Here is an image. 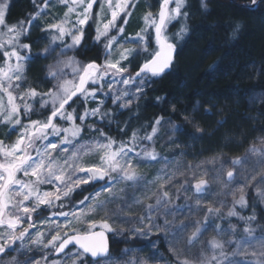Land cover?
Returning a JSON list of instances; mask_svg holds the SVG:
<instances>
[{
  "label": "snow or ice",
  "instance_id": "snow-or-ice-1",
  "mask_svg": "<svg viewBox=\"0 0 264 264\" xmlns=\"http://www.w3.org/2000/svg\"><path fill=\"white\" fill-rule=\"evenodd\" d=\"M59 2L67 7L62 19L57 23L49 25V29H54L56 35L53 41H64L65 37L71 39V44H66L68 49L77 48L84 37V28L93 19L92 9L97 0H59ZM174 3V7H170ZM256 3V0H253ZM107 4L110 11V18L107 22L99 24L95 28V40L100 42L102 38L105 40L104 47L109 50L111 55V46L116 43V36L110 35L115 29L117 33H123V28L117 26V20L123 13L128 15L126 11L128 0H101L99 5L101 13L104 5ZM185 6V0H162L160 10L156 16L148 13L145 16L147 26L154 29V41L157 46L153 52H148V34L146 29L141 30V35L136 37V42L141 44L140 50L125 49L116 61L106 59L104 64L95 62L81 65L74 57L68 60L59 61L58 63L70 66L73 69V80L61 79V73L52 71L49 68V76L58 81L48 92L40 93L34 88H29L23 93L14 95L13 92L19 89L20 84L26 81V64L28 55L22 53H30L31 46L21 43L30 31L31 23L35 21L41 14L42 10H38L35 17L30 18L28 23L23 21L14 25H9L7 15L10 8V0H0V123L11 125L13 131H19L18 138L11 144H5L0 140V264H5L3 257L9 252H27L30 250V244L36 247L51 249L57 256L72 257V264H85V259L89 258V264H100L104 260V264H109L105 259L109 255L108 245L105 239V231L116 235L123 233V228H114L108 223L112 217H118L125 222L131 221V217L121 215L123 208L112 211L109 205L120 200L124 203V208H131L133 205H140L144 208V214L136 217V221L141 225L140 228L132 227L129 231L134 233L136 237H149L153 233V229L157 233L167 234V229L175 227L177 233L186 231L188 225H175L174 222L164 220L163 227L157 223L153 213H160L161 208H165V215L171 214L168 206L172 204V197L168 192L162 191L156 197L155 204H145L143 200L133 197L129 203L119 191H113V185L118 182H132L136 186L143 177H141L132 166V158L136 157L140 161H155L159 154L155 149L140 147L144 141L151 142L157 134L159 125L163 120L162 117L156 119L151 133L141 136L138 131H133L127 141L117 142L113 138L107 136L103 130H99L100 140L91 142V144L81 143L82 133L85 128L90 131H96L93 125H87L84 122L89 118H98L99 120H108L112 113L104 108V101H97V92L102 95H111V88L114 83H120L125 87L119 90L118 94L112 95V103L119 108H130L132 97L138 100L143 94L147 84L153 78L161 77L166 70L170 69L173 61V53L175 44L170 42L167 36V26L173 21H178L181 17H186L187 13L182 12ZM47 7V4H45ZM75 15V19L71 17ZM95 22V21H94ZM126 23V20L124 21ZM187 31L186 25L181 27L178 35L183 36ZM47 51V50H46ZM140 51L146 53L142 63L138 65V71L135 76L125 77L128 67L121 66V61L135 60L140 55ZM131 58V59H129ZM107 79L110 91L103 92V84ZM119 77V80L117 78ZM18 82V83H14ZM94 85L95 87H89ZM134 88L133 92L131 89ZM6 96V101H5ZM39 97V105L41 109H48L50 115L44 120H31V114L34 111L33 104L29 100L36 102ZM20 103H17V101ZM77 101L87 105L89 101L97 102V107L83 108L82 112L77 113ZM79 106V105H77ZM29 118L28 123L23 122V116ZM64 121L68 126L61 125L56 121ZM79 120L81 123L77 124ZM173 127H176L175 125ZM71 149V151H69ZM59 150L61 154L67 153L63 159H59L53 153ZM87 151H95L99 153V164L85 166L82 164V155ZM250 153H259L261 159L258 164H264V149L258 150L255 147L249 149ZM35 153V155H33ZM249 162V157L236 158L229 161L232 169H220L219 174L215 177L220 180L222 177L228 185L233 184L236 180H243L233 191L224 192L223 195L232 197L231 206L227 212L221 211L225 204L221 202L220 207H211L202 205L199 200L196 201L195 208L206 213L204 220L195 222V230L185 237L187 246H195L203 233L209 227V218H211V226L217 230V237L224 234L225 229L215 223L218 218L225 216L231 220L236 218L243 221L248 227L244 228L245 235L240 241L221 240L217 237L211 238L206 242L207 252L201 251L200 256L195 262L188 259H180L183 250L178 248H170L176 264H241L232 257L241 254L251 255L254 261H248L247 264H264V237H261L259 247L249 252L243 247V243L249 242L253 237V229L251 223L256 220L255 204L249 205L247 192L252 182L256 181V176L246 177L243 171L237 172L235 169H243V165ZM193 166H189L190 170ZM195 167H200L199 165ZM18 174L22 177L35 179L18 178ZM206 175V173H205ZM159 179V177L157 178ZM174 177H169L171 181ZM264 184V175L260 176L258 181ZM44 184H52L55 191H41L40 186ZM100 187L84 199L79 201L71 211H54L51 216L41 223L48 226L49 233L55 232L51 238L45 242L44 233L37 231L35 237L32 236L30 229L35 227L32 222V214L39 210L43 205L46 210L53 208L62 209L66 205L58 201H71L74 193L79 191L81 194L87 191L82 185H90ZM163 187V185H161ZM194 192L199 195L207 194L210 184L206 179H199L192 185ZM182 190L186 193L187 186L182 185ZM181 189L175 192L176 199L180 198ZM254 194L264 203V189L257 187ZM187 200L188 197L185 196ZM84 207L81 208L80 206ZM188 207H192L189 205ZM240 211H237V209ZM252 209V214L244 216L242 211ZM176 211H180V206H175ZM264 211V208H262ZM101 212L106 216L100 221L90 219L99 215ZM62 216L67 221L72 217V221L65 224L56 223L54 217ZM25 220L28 221V227H23ZM149 223H145V221ZM80 223L83 228L74 226V223ZM99 227L103 231L96 232ZM230 236L236 235V228L230 224L227 230ZM63 233V234H61ZM236 244L234 252L229 255L227 251L228 245ZM71 248H75L72 252ZM154 247V244L151 245ZM69 249V251H65ZM203 249V246H202ZM47 261V256L43 257ZM6 264H20L13 257ZM25 264H40L39 261H26ZM51 264H64L62 259H54Z\"/></svg>",
  "mask_w": 264,
  "mask_h": 264
},
{
  "label": "trees",
  "instance_id": "trees-1",
  "mask_svg": "<svg viewBox=\"0 0 264 264\" xmlns=\"http://www.w3.org/2000/svg\"><path fill=\"white\" fill-rule=\"evenodd\" d=\"M44 2L10 0L6 22L9 25L20 21L28 23ZM184 12L187 13L184 21L187 31L175 47L176 54L170 70L161 77L153 78L130 108L121 109L108 101L104 108L112 113L110 123L98 118H92L89 122L98 133L103 130L107 136L119 142L127 141L133 131H138L141 136L151 133L155 126L153 122L163 118L152 140L153 145L158 147L155 151L158 154L166 153L175 169L182 168V163L186 166V169L182 168L178 172L173 170V173H181L174 175L177 187L174 191L181 189L180 198L176 199L175 192L171 193L172 204L168 206L171 214L167 216L174 218H182L184 211L193 204L195 196L192 185L197 180L206 179L210 184V192L213 186L210 181L219 174L222 166L226 170L232 169L229 161L245 156L260 158L259 153H250L249 149L255 147L259 150L258 147L264 142V0H256V3L253 0H187ZM179 24L177 21L173 23L167 34L177 33ZM74 55L81 65L91 62L102 64L103 46L96 42L91 25ZM137 71L131 69L128 74L133 76ZM48 112L45 110L39 118L46 119ZM140 147L149 149V141L142 142L137 151ZM200 164L206 166L203 173L198 174V170L193 174L192 170ZM189 166H193L191 170ZM259 166L258 162L244 164L243 169L237 168L235 171H243L244 176L258 173L260 180L264 170H260ZM185 182L186 193L182 190ZM235 182L241 184L244 181L238 179ZM220 183L224 184L226 180L222 177ZM256 185L252 183L246 189L249 205H256V220L250 227L254 230L253 237H264V211L254 194ZM81 196V193L76 192L72 200ZM231 201L221 211L226 213ZM177 205L180 211L175 210ZM241 214L249 216L252 209ZM205 216L206 213L200 221ZM215 223L225 229L223 235L217 237V230L211 226L209 218V227L199 242L193 247L184 242V249L188 253L207 252L206 242L211 238H242L245 235L244 228L248 227L243 221L236 218L229 220L226 216L216 219ZM230 224L236 228L235 236L228 234ZM194 230L195 226L189 233H178L177 238L182 241ZM167 235L173 236L171 233ZM109 240V256H118L134 248L140 250L145 246L137 239L129 242L121 239L123 242H119L109 236ZM175 243V239L171 240V244ZM161 244L167 243L163 241L158 245L166 264H176L174 256ZM49 258L56 259L52 254ZM85 264H89V258L85 259Z\"/></svg>",
  "mask_w": 264,
  "mask_h": 264
},
{
  "label": "rangeland",
  "instance_id": "rangeland-1",
  "mask_svg": "<svg viewBox=\"0 0 264 264\" xmlns=\"http://www.w3.org/2000/svg\"><path fill=\"white\" fill-rule=\"evenodd\" d=\"M87 2V0H86ZM160 2H155L153 0H128V7L126 11L128 12V15L125 16L123 13L117 20V26L123 28V33H117L115 29H113L110 32V35L116 36L117 40L116 43H113L111 46V55L108 54L109 50L104 47L105 40L102 38V40L99 42L103 46L104 55L102 57V64H104L105 60H112L116 61L119 59L120 54L124 52L125 49H135L140 50L141 44L136 42V37L140 36L141 30L146 29L148 34V52H153L156 50V44L154 41V29L147 26V22L145 20V16L148 13H151L153 16H156L160 9ZM101 0H97L96 4H94L92 9V16L93 19L89 21V24L85 26L84 28V37L86 34L87 29L91 25V31H93L94 38L96 35L95 28L99 24L102 26V23L107 22V20L110 18V11L108 8V5H104V10L101 13L100 11V5ZM116 3V0H113V4ZM158 3V4H157ZM45 4H47V7H45ZM187 4V0H185V6ZM184 8L182 9V12H184ZM174 7V3L170 6ZM42 10L39 17L35 19L34 22L31 23L30 31L28 34L22 38L21 43L29 44L31 46L30 53H22V55H28V60L26 64V81L20 84L19 89L15 90L13 92L14 95H18L19 93H23L29 88H34L37 92L45 93L48 92L50 89L53 88L55 84L58 83L56 79H53L49 76V68L51 67L52 71H57L61 73V79H67V80H73V69L70 66L61 65L58 62L68 60L69 58L75 57L74 53L75 50L82 44L74 49H68L65 47L66 44H71V39L68 37H65L64 41L61 42L60 40L53 41V37L56 35V32L54 29H49V25L53 23H57L60 19L63 18L64 13L67 11V7L59 2V0H45L42 7L39 9ZM36 16V15H35ZM34 16V17H35ZM75 15L71 17V19H75ZM126 20V23L124 21ZM95 21V22H94ZM185 17H181L177 22H180L178 32L174 34H170L167 36L169 37L170 42L178 45L181 42L182 36L178 35L181 27L185 26L184 24ZM176 21H173L171 24L167 26V32L170 28V26L175 23ZM152 40V41H150ZM152 45V47H151ZM152 48V49H150ZM177 48V47H176ZM47 50V51H46ZM146 56V53L143 51H140L139 57H137L135 60H132L131 63H129V60H123L121 61V66H127L128 72L131 69H135V71L138 70V65H140ZM131 59V58H129ZM0 63H3V60L0 59ZM88 64V63H87ZM85 64V65H87ZM101 64V65H102ZM128 72H126L124 75L125 77L129 76ZM36 74V75H35ZM37 77V78H35ZM106 78L104 84H103V92L108 93L110 91L109 85L107 83ZM119 80V77L117 78ZM40 82V83H39ZM18 83V82H14ZM34 85V86H33ZM89 87H95L94 85H89ZM125 86L120 83H114L111 88V95L104 96L99 91L97 92V101L103 100L105 103L112 102V95L118 94L119 90L123 89ZM133 92L135 91L134 88L131 89ZM135 96L132 97V102L135 101ZM6 101V96H5ZM39 97L36 98V102H33L32 100H29V103L33 104L34 111L31 114L30 119L31 120H41L39 117L42 115V113L45 112V110L48 109H41L40 105L38 103ZM17 103H20L18 100ZM76 106V110L78 113L82 112L83 108L86 106L87 108H95L97 107V102L89 101L87 105L81 104L80 101H78ZM75 107V106H74ZM49 111V110H48ZM50 113V112H49ZM48 113V115H49ZM23 116V122L28 123L29 118L22 113ZM37 118V119H36ZM39 118V119H38ZM45 119V118H44ZM42 119V120H44ZM92 118H89L84 123L87 125H91L89 122ZM57 123L68 126L65 124L64 121L57 120ZM77 124H80L81 122L79 120L76 121ZM19 135V131H13L11 125H6L4 123H0V140L4 141L5 144H11L13 143ZM101 137L97 131H90L88 128H85L84 132L82 133V139L81 143L84 144H91V142L100 140ZM150 147L149 149H156L158 147H155L153 145V141L149 142ZM259 150L264 149V142L263 144L258 147ZM71 151V149H69ZM59 159H63L64 156L67 155V153L61 154L59 150H56L54 153ZM35 155V153H33ZM260 158L254 157V155L249 156V162L246 163L252 164L254 162H258ZM0 160H2V157H0ZM82 164L85 166L90 165H98L99 164V153L95 151H87V154L82 155ZM171 159L164 154H159L158 158L155 161H140L136 157L132 158V166L135 169V171L143 177V179L136 184V186L132 185V182H118L113 185V191H119L120 189H124V192L120 193L121 196H123L129 203H131L133 197L141 199L144 201L145 204H155L156 203V197L160 195L162 191H166L171 195V193H174L176 187L175 179L169 180V177H174V175L181 174L180 172L177 173L180 169L183 170L186 169V166L182 163L180 169L173 168V165H171ZM184 165V167H183ZM200 167H195L192 170V173L194 174V171H198V174H202L204 171L205 165H199ZM260 170H264V164H260L259 166ZM173 170L177 171L176 173H173ZM172 172V174H171ZM250 176H256V181H253L252 183L257 184L255 189L257 187L264 189V184L258 183V173H250L246 177ZM159 177V179H157ZM216 177V176H215ZM214 177L211 179L212 188L211 191L204 195H199L194 192V198L192 199L193 204L192 207H188L186 211H184V216L181 217H171L165 215L164 209L161 208L160 213H153V216L156 217L157 223L163 227L164 220L167 219L169 222H174L175 225H179L181 223L188 225L187 229L183 233H189L195 226V220H201L202 216L205 215V212L202 210H197L195 208L196 201L199 200L202 205H207L211 207H220L221 202H223L225 205L228 203L229 200H232V197L229 195H223L224 192H229L235 190L237 187L240 186L239 183L234 182L231 185H228L227 183L221 184V179L218 181ZM18 178L22 179H35V177H29L24 178L22 177V174H18ZM177 178V177H175ZM163 185V187H161ZM82 188H86L87 191H84L82 193V196L77 200H71V201H58L57 203L63 202L66 206L62 209L59 208H53L51 210H46L45 207L42 205L39 210L34 212L32 214V222L35 224V227L31 229V234L33 237H35L37 231L44 233V240L47 242L51 238V235H54L55 232L52 231L49 233V229L47 225L42 224V221L47 220L51 213L54 211H64L69 212L72 210V208L75 205L79 204V201L84 199V196H88L95 192L100 185L97 184L94 188L90 185H82ZM40 190L43 191H55V188L52 184H44L40 186ZM79 192V191H77ZM80 193V192H79ZM259 199V198H258ZM260 201V200H259ZM261 203V202H260ZM262 208H264V203H261ZM81 208L84 206L81 205ZM123 208V213L121 215L131 217V221L125 222L124 220L118 218V217H112L108 220V223L111 224L114 228H123V233L116 235L110 232H106L108 236H111V238L115 241L123 242L124 239L126 242H129L131 240H140L142 241L145 246L141 247V249H131L130 251H123V253L119 254L118 256H108L107 259L109 261V264H166V262L163 259V255L161 254L160 250H158L159 243H162L163 241L167 244H161L162 246H166V250L170 252V248H178L183 250V255L180 256V259H188L190 261L195 262L197 258L199 257L200 253L197 251H192L191 253H188V250L184 249V242L185 238L181 241L180 238H177V234L174 236L173 233L176 232V228L172 227L167 229V234L171 233L173 236L165 235L163 233H157L155 229H153V233L150 234L149 237H136L134 233L130 232L129 230L132 227L140 228L141 225L136 221V217L141 216L144 214V208L140 205H133L131 208H124L123 201H116L113 204L109 205V209L112 211H115L117 209ZM225 208V207H224ZM222 208V209H224ZM221 209V210H222ZM47 213V214H45ZM106 216V213L101 212L99 215H96L94 217H90V219H95L97 221H100L102 218ZM56 223L65 224L69 221H72V217H69L66 221L64 217L57 216L53 218ZM175 219L182 220V222H178ZM74 223L75 227L83 228V225L80 223ZM145 223H149V221H145ZM23 227H28V221L25 220ZM102 230L99 227L95 229V231ZM103 231V230H102ZM63 234V233H61ZM182 234V233H179ZM186 237V236H185ZM261 237H254L250 238L249 242L243 243V247L246 248L249 252H252L256 250L259 245L261 244ZM123 241H122V240ZM176 241L175 244H171V240ZM221 239V238H218ZM225 239V238H222ZM221 239V240H222ZM241 238H236L234 241H240ZM154 244V247L151 246ZM227 251L229 255H231L232 252L235 251L237 245L234 243L232 245H228ZM51 251V249H45L43 247H36L35 245L30 244V250L27 252H9L4 256L3 261L6 262L10 261L15 257L20 264H25L26 261H39L40 264H51V259L49 258L50 254L53 255L54 253ZM72 252H75L72 251ZM50 253V254H49ZM145 254L147 257H145ZM172 254V252H170ZM31 255V256H28ZM173 255V254H172ZM47 256V261L43 259V257ZM234 260L241 262V264H247L248 261H254L255 258L251 255L245 256L243 254L239 256L232 257ZM56 259H62L64 261V264H72V257L69 256H62L60 258ZM100 264H104V260H101Z\"/></svg>",
  "mask_w": 264,
  "mask_h": 264
},
{
  "label": "water",
  "instance_id": "water-1",
  "mask_svg": "<svg viewBox=\"0 0 264 264\" xmlns=\"http://www.w3.org/2000/svg\"><path fill=\"white\" fill-rule=\"evenodd\" d=\"M175 54H176V52L174 51V53H173V59H174V57H175ZM173 62V61H172ZM170 69H168V70H166L165 72H168ZM133 76H135V75H133ZM100 231H102V230H98V231H96V232H100ZM30 232H31V229H30ZM105 239H106V242H107V245H108V249H109V254H110V240H109V236H108V234L105 232ZM70 249H75V248H71V246H70ZM66 252L67 251H69V249H66L65 250ZM63 256V254H61L60 256H57L55 253H54V257H56V258H60V257H62ZM109 256V255H108ZM107 258V257H106Z\"/></svg>",
  "mask_w": 264,
  "mask_h": 264
},
{
  "label": "flooded vegetation",
  "instance_id": "flooded-vegetation-1",
  "mask_svg": "<svg viewBox=\"0 0 264 264\" xmlns=\"http://www.w3.org/2000/svg\"><path fill=\"white\" fill-rule=\"evenodd\" d=\"M160 7H161V5H160ZM159 10H160V9H159ZM39 83H40V82H39ZM33 86H34V85H33ZM49 112H50V111H49ZM49 112H48V113H49ZM48 113H47V116H48ZM49 115H50V113H49Z\"/></svg>",
  "mask_w": 264,
  "mask_h": 264
}]
</instances>
